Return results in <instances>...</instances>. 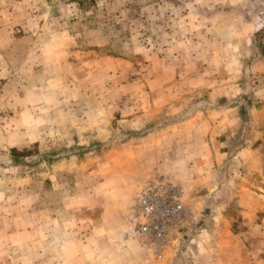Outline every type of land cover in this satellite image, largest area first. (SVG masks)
Returning a JSON list of instances; mask_svg holds the SVG:
<instances>
[{"label":"rangeland","instance_id":"obj_1","mask_svg":"<svg viewBox=\"0 0 264 264\" xmlns=\"http://www.w3.org/2000/svg\"><path fill=\"white\" fill-rule=\"evenodd\" d=\"M224 1L0 0V264H264V0ZM181 72L178 111L119 124ZM162 172L188 209L160 257L130 231Z\"/></svg>","mask_w":264,"mask_h":264},{"label":"built area","instance_id":"obj_2","mask_svg":"<svg viewBox=\"0 0 264 264\" xmlns=\"http://www.w3.org/2000/svg\"><path fill=\"white\" fill-rule=\"evenodd\" d=\"M187 209L181 186L168 173H157L143 184L131 207L130 234L161 257L187 220Z\"/></svg>","mask_w":264,"mask_h":264},{"label":"crops","instance_id":"obj_3","mask_svg":"<svg viewBox=\"0 0 264 264\" xmlns=\"http://www.w3.org/2000/svg\"><path fill=\"white\" fill-rule=\"evenodd\" d=\"M224 2H226L228 7H231V6L238 5V3L241 1L240 0H225ZM18 8H20V6ZM2 15H4V11H3ZM6 15H8V14H5V16ZM238 23L239 24L241 23V25H243V26H239V24H238L237 27H234L233 26L234 23L232 24V26L226 25L225 23H224V26H222L223 27V29H222L223 34L229 38V41L227 42V44H225V46L223 47V50H228L229 54H230V51H232L234 53L233 58L240 56L239 46L244 45L245 39L248 36L247 32L250 33L251 30H254V29H251L252 26L250 23H248L247 19L239 20ZM36 26H38V25L35 24L32 27V30H31L33 32L32 35H34L37 31ZM10 28H11V26L8 25L6 22L2 26V30L5 32H11ZM228 28L230 29V31L228 30ZM247 28H250L249 31ZM210 30L213 31L212 29H210ZM31 31L28 30L27 33H30ZM222 32H221V34H222ZM223 38H225V36H223ZM21 40H23V41H21ZM21 40H20V42H27L28 47L31 49V52H32V49L39 46L38 41H35L33 39V37L25 36V38L21 39ZM16 44H19V41H15V43H14L15 48H17ZM54 44H57V42H54ZM54 44H52L50 46L53 47ZM243 55H244V53L241 54V56H243ZM164 74H166V72H164ZM193 75H194L193 73H190L188 78H183L185 76V73L181 72L180 76L183 79L180 80V84L182 85L183 83H185L187 85V90H185L184 94H182V92L180 91L181 97H178V98H177L178 90L176 89V86H179L177 84L179 81V78H176V75H175V77H171V78H169V76L166 75L162 79H159V81L164 82L163 83L164 85H163V88L161 90H159L154 96L159 100H163L164 102H160V104L157 107L153 103H151L152 105H150L148 108H145V111L139 115H132L133 111L125 110L124 107H122V108H120L122 118H121V120H119V124H122L123 126H125V128H128V127L136 128V127H139L141 124H146L145 122H151V120H152L151 118L157 117L158 113L159 114H161V113L165 114V113H168L170 111H172V112L178 111L179 109L174 110V109H176V107L174 105H179L177 103V101H175V100H178L180 98L183 99L184 95L189 96V94H193L196 92L197 84H196V81H195V78L193 77ZM206 85H207V83H206ZM211 87L209 86V88H211ZM211 94H213L212 89H211ZM147 98L151 102L153 101V97L151 94H149V96ZM113 112H115L114 115H116V113L119 112L118 105H113ZM199 113H201V115L199 114L195 118L197 121L201 120V118L203 119L204 117H202V116L205 114V112H199ZM223 115L225 116L226 114L223 113ZM206 116H208V115L205 114V117ZM135 119H136V121H135ZM94 121L96 123L99 122V118L97 117V115H96ZM223 122H224V120H222V123ZM155 133H153V134L149 133L148 138L151 140V136L153 138V135ZM84 264H87L86 260L84 261Z\"/></svg>","mask_w":264,"mask_h":264}]
</instances>
